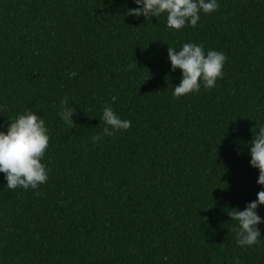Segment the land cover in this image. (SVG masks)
<instances>
[{"label":"trees","instance_id":"trees-1","mask_svg":"<svg viewBox=\"0 0 264 264\" xmlns=\"http://www.w3.org/2000/svg\"><path fill=\"white\" fill-rule=\"evenodd\" d=\"M217 3L177 31L127 15L134 0H0V130L31 109L50 135L47 183L12 190L0 172V264H264V222L240 247L228 215L264 190L248 144L264 126V0ZM188 42L223 52L224 75L176 98L167 49ZM105 106L131 126L94 143Z\"/></svg>","mask_w":264,"mask_h":264},{"label":"clouds","instance_id":"clouds-1","mask_svg":"<svg viewBox=\"0 0 264 264\" xmlns=\"http://www.w3.org/2000/svg\"><path fill=\"white\" fill-rule=\"evenodd\" d=\"M134 3L139 7L128 9L127 15L137 17L143 15L149 19L166 14L168 28L177 31L186 26L196 27L201 12L210 14L219 8L217 0H134ZM167 52L171 69L174 71L179 68L182 73L179 84L174 86L173 96L176 98L198 93L201 84L205 88H213L217 80L223 78V67L227 57L221 51L209 49L205 53V46L202 43L188 42L184 43L178 52L169 45ZM136 66L137 63L130 65V68ZM76 75L77 73L73 71L69 73V78ZM148 78L149 75L146 79ZM74 113V106H68V97L65 96L60 101L59 115L69 128L76 126L72 118ZM100 119L103 120L105 127L102 133L91 137L94 143L104 136H113L116 132L127 130L131 126V121L122 119L111 106L104 107ZM9 121L7 130H0V172L5 175L6 187L12 190L37 189L39 185L48 181V168L43 160L50 143V135L45 120L29 109ZM248 144L250 165L259 170L257 183L264 185V126H260L257 133L253 132ZM35 195L39 196L41 193L37 191ZM259 205H264V190L258 191L257 199L247 203L243 210L231 208L233 210L228 212L231 220L238 222L233 231L236 243L240 247H250L259 242L261 232L258 225L264 222L257 213Z\"/></svg>","mask_w":264,"mask_h":264}]
</instances>
